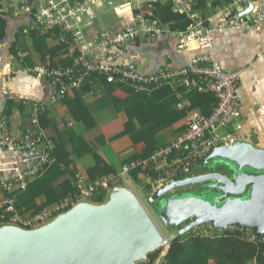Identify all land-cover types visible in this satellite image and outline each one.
<instances>
[{
    "label": "crops",
    "instance_id": "crops-1",
    "mask_svg": "<svg viewBox=\"0 0 264 264\" xmlns=\"http://www.w3.org/2000/svg\"><path fill=\"white\" fill-rule=\"evenodd\" d=\"M79 1L87 2L89 8V15L78 21L82 33L79 47L82 49L92 46L98 35L104 31L119 30L138 19L149 20L147 18L155 11L153 4L171 2ZM189 1L196 16L210 25L216 21L215 9L232 0ZM245 1L260 5L263 21L258 25L252 24L247 31L225 29L214 32L212 54L223 70H242L237 86L242 113L232 127L222 130L223 133H233L239 141L264 149V0ZM31 10L33 7L28 6L26 0H5L0 10L6 19L5 36L0 40V119L7 121L12 136L20 138L30 125V106L36 104L42 109L37 114L38 124L46 139L53 142L55 155L65 165L60 164V168L71 173L55 183L53 189L57 193L61 192L63 182L68 186L69 181L77 190L109 174L119 177V185L125 186L127 183L129 189L135 193L131 184L137 182L128 174L121 176V168L146 150L144 143L134 144L130 135L124 133L130 123H133L136 132L142 129L137 119L133 122L129 120V112L134 113L127 110L131 105L129 91L117 89L110 92L101 80L94 79L87 84L84 82L85 85L77 90L69 91L63 100H55L48 80L33 75L30 69L41 64L54 68L64 67L66 59L63 50L57 49L59 42L56 36L46 39V47L40 48L44 54L36 49L29 32L33 19ZM162 27L163 33L150 40L131 43L124 49L112 48L113 63L119 65L133 62L138 71L146 75L155 74L163 68L177 70L186 67L198 54L191 47L179 49L181 36L187 30L171 31L168 26ZM170 93L173 95L170 88L163 87L153 97L163 101L159 98ZM185 102L188 107L190 102L186 97ZM178 104L179 101L176 105L172 103L164 108L162 118L165 124L160 125L162 119L155 110L160 106L147 102L148 112L144 111L142 114L149 116L151 113L149 118L153 119L152 122L157 128L153 136L157 148L168 145L183 130L184 119L180 115L183 111L178 108ZM38 156V149L8 152L0 148V181L14 179L35 165ZM95 157L101 164L99 169L92 170L97 165ZM138 178L140 182L144 181L146 188L144 174L140 173ZM2 199L3 196L0 195V214L3 211ZM46 201V195L40 193L35 195L32 203L42 206ZM20 205L23 211L27 210L25 216L37 213H32L34 209H30V204L26 202L21 201Z\"/></svg>",
    "mask_w": 264,
    "mask_h": 264
},
{
    "label": "built area",
    "instance_id": "built-area-1",
    "mask_svg": "<svg viewBox=\"0 0 264 264\" xmlns=\"http://www.w3.org/2000/svg\"><path fill=\"white\" fill-rule=\"evenodd\" d=\"M245 0H232L215 9L214 23L210 25L196 16L189 0H171L172 10L182 13L190 20V25L181 36L179 49H195V55L186 67L170 70L160 69L155 74H141L133 62L116 65L111 49H124L131 43L150 40L163 33V27L152 20L138 19L123 28L102 32L92 46L80 48L82 33L78 27L80 18L89 15L87 2L79 0H34L33 20L40 33L58 30L57 39L63 47L68 64L64 67H51L41 64L30 69V73L48 80L53 98L63 100L69 91L77 90L90 75H101L107 82L128 85L134 91H156L169 87L179 101L178 108L186 107L185 97L192 92L211 93L216 104L209 115L197 111L189 112L183 120L182 132L168 145L157 148L151 156L136 159L121 168V176L131 170L142 171L146 186L153 194L173 181L196 176L193 172L201 168L211 150L227 148L239 140L233 133H219L228 129L240 118L242 104L237 86L242 70L225 71L215 61L212 54L213 33L219 30H250L252 24L263 21L258 3L247 19L238 18L245 10ZM22 56V54H19ZM32 118L29 127L20 138L12 136L7 121L0 119V148L8 152L39 150L35 165L18 174L12 180L0 181V194L3 195V211L0 225L13 223L24 228L42 224L57 214L69 209L76 200L86 198L94 201L97 195L106 192L113 181V175L104 176L84 187H79L54 205L29 216L18 213L14 192L24 191L31 180L42 174L52 161L53 142L46 139L38 124L42 110L36 104L30 106ZM119 178V177H118Z\"/></svg>",
    "mask_w": 264,
    "mask_h": 264
},
{
    "label": "water",
    "instance_id": "water-1",
    "mask_svg": "<svg viewBox=\"0 0 264 264\" xmlns=\"http://www.w3.org/2000/svg\"><path fill=\"white\" fill-rule=\"evenodd\" d=\"M244 4L238 18L247 19L253 4ZM214 159L234 163L238 172L248 168L257 174L238 173L234 181L220 174L173 181L150 194L148 202L206 181H213L209 188L220 191L222 197L242 195L249 187L247 199L226 200L220 207L216 201L210 205L187 195L167 197L160 219L168 231L181 227L175 236L209 225L219 232L234 227L248 230L256 239L264 237V149L238 141L211 150L204 165ZM168 243L136 194L117 185L106 191L103 202L80 198L66 211L31 228L1 224L0 264H142Z\"/></svg>",
    "mask_w": 264,
    "mask_h": 264
},
{
    "label": "trees",
    "instance_id": "trees-1",
    "mask_svg": "<svg viewBox=\"0 0 264 264\" xmlns=\"http://www.w3.org/2000/svg\"><path fill=\"white\" fill-rule=\"evenodd\" d=\"M3 1L5 0H0V10L2 8ZM32 3L33 0H26V4L28 6L32 7ZM153 6L155 8V11L147 19L155 21L161 26H168L171 31L184 32L189 27L191 23L190 20L185 14L173 12L171 2L168 1L163 4L156 3L153 4ZM196 9L198 8L196 7ZM31 13L33 18L34 10H31ZM5 30V14L0 11V40L4 38ZM29 32L34 41L36 49L40 51L41 54H44V51L40 48L46 47V39L51 36L57 37L58 34L57 29H54L47 33H40L35 28L33 19L30 24ZM58 47L57 49L59 50L63 48L60 44H58ZM67 64L68 62L66 60L65 66ZM94 79L101 80L110 92H113L117 89H126L129 91L131 105L127 110L134 112L133 114L129 112V120L133 122V120L137 119V121H139L140 125L142 126V129L136 132L133 128V123H130L126 127L124 133L130 135L134 144L144 143L146 150L144 154L134 157L132 161L136 159H145L151 156L157 148L154 145L153 138L157 128L155 126V123L152 122L153 119L149 118L151 113L149 114V116H145L142 113L148 110L147 102L155 105L158 104L160 107L156 108L155 110L158 112L160 118L162 119L160 125L165 124L164 118H162V115L165 112L164 108L172 103H175L176 105V102H178L175 101L177 99L175 98L174 94L171 95L170 93L159 98L163 99V101L158 100L153 97V94L161 89L151 92L149 90L134 91L128 85L107 82L104 76L97 74L86 77L80 87L92 82ZM186 98L189 99L190 104L188 107L181 109V111L183 112H180V115L183 119L189 112L195 110H198L203 115L207 116L216 104V99L211 93L200 94L192 92L187 95ZM149 111L152 112V110ZM133 117H135V119H133ZM141 117H144L146 119L143 120ZM51 157L52 161L50 165L47 166L42 174L31 180L28 184V187L24 191L13 193L16 209L21 215H24L27 211H23V209H21V201L26 202V204H30L29 208H33L34 211L32 213H34L42 210L48 205L60 201L62 198L77 191L76 187H73L69 181H67L68 186H66V183L64 182L61 183L60 193H57L53 189L55 183L71 173L67 172L66 169L62 170L60 168V164H64L61 163L60 159H58L55 155V150H52ZM94 159L96 160L97 165L92 168V170H97L99 169V165L101 163L97 157H95ZM141 172L142 171L135 169L131 170L128 175H130V178L133 181L139 182L138 175ZM120 182L121 180H119L118 177H114L113 181L110 183V186L119 185L121 184ZM146 190L148 193H150V189L148 188V186H146ZM34 193L35 195H39L40 193L45 194L47 200L46 203L42 206L34 205L32 203V200L35 199ZM105 195L106 192H102L100 195H97L94 198V201L103 202ZM201 228L202 227L193 228L191 231L182 236H175L168 243L166 248L150 254L148 256L149 261L142 264H264V237L256 239L248 230L241 231L237 230L234 227L227 229L224 232L215 231L210 227H205L207 228L209 234L204 235L203 231L201 232ZM161 254L163 255L162 257Z\"/></svg>",
    "mask_w": 264,
    "mask_h": 264
},
{
    "label": "rangeland",
    "instance_id": "rangeland-1",
    "mask_svg": "<svg viewBox=\"0 0 264 264\" xmlns=\"http://www.w3.org/2000/svg\"><path fill=\"white\" fill-rule=\"evenodd\" d=\"M219 133L224 134L223 131H220ZM253 143V141H252ZM255 144V143H253ZM207 169V171L209 172H220V173H228L229 177L232 181L235 180L237 174H253L256 175L257 172H254L251 169L248 168H243L241 169L239 172L237 170V167L234 163L227 161L225 159H214L212 161L209 162V164L207 165V167L205 168ZM214 183V182H211ZM210 182L207 184H196V185H190V186H186L180 189H175L172 193L168 194L166 197L160 198L159 200H156L154 203H149L148 202V197H149V193L147 192L146 188L144 187V181L143 182H137V183H132V188L134 189L138 199L140 200V202L142 203V205L144 206V208L146 209L147 213L149 214V216L152 218V220L154 221V223L156 224L157 228L159 229V231L161 232L162 236L168 240V242H170L174 236L177 234V232L179 231V229L181 227H173L170 229V231L167 230V228L164 226L163 222L160 219L161 213H162V204L164 202V199H166L167 197H178V196H191L194 198H198L200 200H203L207 203H209L210 205H213L214 202L217 199H220V197H222L221 192L215 189H211L209 188ZM126 187H130L129 185H127V183H125ZM249 187L247 188L246 192L239 196V198L241 199H247L248 195H249ZM222 204V202L220 200H218L216 202V206L220 207ZM205 227H210L209 225L206 226H202L201 228V232L203 231L204 235H208L209 232L207 230V228ZM232 227H229L228 229H230ZM167 245L163 248H166ZM163 255L161 254V257ZM160 261V260H159ZM140 264V263H139Z\"/></svg>",
    "mask_w": 264,
    "mask_h": 264
},
{
    "label": "flooded vegetation",
    "instance_id": "flooded-vegetation-1",
    "mask_svg": "<svg viewBox=\"0 0 264 264\" xmlns=\"http://www.w3.org/2000/svg\"><path fill=\"white\" fill-rule=\"evenodd\" d=\"M204 162L207 163V159H205ZM204 162H203L201 168H198L197 170H195V171L193 172L196 176H204V175H208V174H220V175L226 176L228 179H230L228 173L209 172V171H207V169H205V168L207 167V165H204ZM230 180H231V179H230ZM209 182L211 183V182H213V181H206V182H203L202 184H207V183H209ZM197 184H201V183H197ZM211 184H213V183H211ZM194 185H196V184H194ZM189 186H190V185H189ZM175 191H176V190H175ZM171 193H172V192H171ZM243 194H244V193H243ZM243 194H242V195H243ZM239 196H241V195H236V196H229V195H227V196H225V197H222L221 199H217L216 202H217L218 200H220L222 203L225 202L226 200H233V199H239V200H241V201H242V200H245V199H241V198H239Z\"/></svg>",
    "mask_w": 264,
    "mask_h": 264
}]
</instances>
